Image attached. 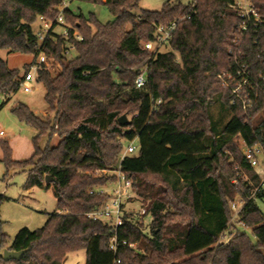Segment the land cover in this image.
<instances>
[{
	"label": "trees",
	"instance_id": "1",
	"mask_svg": "<svg viewBox=\"0 0 264 264\" xmlns=\"http://www.w3.org/2000/svg\"><path fill=\"white\" fill-rule=\"evenodd\" d=\"M79 1L106 7L112 20L101 24L67 8L62 15L69 40L53 24L40 43L32 26L39 18L54 22L60 0H0V51L45 55L36 81L52 115L37 117L22 104L14 107L17 121L36 131L32 154L15 161L8 143L1 142L0 162L7 171H26L25 190L52 186L57 211L43 227L18 231L7 248L1 235L0 250L27 252L9 262L0 255V264H62L79 251L85 252V264H264V215L257 203H248L239 217L254 242L240 233L217 245L231 217L229 202L245 191L231 184L235 168L256 184L234 140L264 147V81L258 77H264V0H250L260 22L244 32L233 0L188 5L169 0L159 11L140 9L141 0ZM171 23L175 28L165 51L144 50L156 28ZM73 31L80 41L71 38ZM69 48L76 56L66 60ZM237 65L258 84L246 111L231 105L229 91L217 79ZM142 72L146 83L136 89ZM23 75L0 58V95H15ZM215 104L230 113L219 131L210 114ZM123 116L126 122L119 124ZM54 137L58 141L51 147ZM133 141L137 153L121 159L123 144ZM117 169L131 182L134 197L146 202L141 219L149 215L151 222L144 234L139 220L124 215L112 251L110 224L86 215L109 200L89 192L116 179L94 173ZM45 177L53 182L45 184ZM5 200L0 195V206Z\"/></svg>",
	"mask_w": 264,
	"mask_h": 264
},
{
	"label": "rangeland",
	"instance_id": "2",
	"mask_svg": "<svg viewBox=\"0 0 264 264\" xmlns=\"http://www.w3.org/2000/svg\"><path fill=\"white\" fill-rule=\"evenodd\" d=\"M167 1L169 0H141L139 8L146 11H159L162 5ZM193 1L194 0H179L183 5L191 4ZM235 1L241 2L242 0ZM67 8L75 13H81L84 18H89L90 15H93L101 24H105L112 20V16L107 8L101 5H92L79 0H73L68 3ZM40 29L41 23L37 21L32 26V31L37 34L40 32ZM63 29V27L57 28V31L62 33ZM160 51H165V48H161ZM69 52L66 60L74 59L76 53L73 50H69ZM0 58L6 63L9 70L18 71L20 76L23 75L36 60L32 55L10 54L7 51H0ZM47 70L50 71L51 75L57 74V68L55 66H48ZM31 73L33 75V80L31 82L32 91L23 92L19 89L18 92L9 99L0 95V143H8L11 149V158L15 161H24L30 157L32 154L31 140L36 135V131L18 122L11 114V110L18 104H22L37 117L52 116L48 113L44 101L45 89L36 81V73L33 71ZM3 104L5 105L2 107ZM210 114L215 123V130L217 131L220 130L222 124L230 117V113H225L220 110L217 104L210 108ZM57 141L58 139L54 137L49 145L53 147L57 144ZM234 143L240 151V139H235ZM45 144L46 140H42L40 147H44ZM126 146L127 144L124 143L123 150ZM1 158L2 151L0 149V160ZM100 175L110 176L112 173L108 172L105 175L101 172L94 173V176ZM26 177V171H7L4 164L0 162V195L6 199L0 206V237L1 235L5 236L6 248L18 231L21 229H28L29 231L37 230L44 226L49 215L57 212L53 187H33L25 190L24 184ZM111 188L112 184L106 185L104 190L109 192ZM131 198L132 199L127 200L123 206L126 212L125 215L132 216L136 220H139L143 226V233L148 234L151 217L147 215L141 219L142 216H138L141 211L145 210L146 202L135 198L133 193ZM257 207L262 215H264V199L257 202ZM244 233L253 243L254 238L250 230H245ZM6 248L0 250V255H2ZM62 264H85V252L79 251L68 254Z\"/></svg>",
	"mask_w": 264,
	"mask_h": 264
},
{
	"label": "built area",
	"instance_id": "3",
	"mask_svg": "<svg viewBox=\"0 0 264 264\" xmlns=\"http://www.w3.org/2000/svg\"><path fill=\"white\" fill-rule=\"evenodd\" d=\"M72 0H60L59 14L57 15L54 22H48L43 18H39L41 23L40 32L37 34L38 40L41 43L44 40L46 34L52 30L53 24H56L57 28H64L62 33H59L57 29L56 33L62 36L66 41L69 40V30L65 27V21L62 12L67 9L68 3ZM234 1L232 10L237 13L241 22L238 25L240 32H244L248 29L250 25L256 26L260 22L259 15L254 9L250 0H242L241 2ZM105 2V0H102ZM175 28V23H171L167 27L159 26L156 28L154 33V41L143 44L144 50L150 53H156L164 48L171 38V33ZM71 38L74 41H80L81 37L76 31H73ZM69 48L64 52V57L66 58L70 53ZM46 63V57L43 53L37 55L36 60L29 69L25 72L22 77V81L19 88L23 92L32 91L31 82L33 80L32 71L37 73L40 70L41 65ZM259 79L264 81V77L258 75ZM221 86L227 89L231 95V105H237L241 111H246L252 105V97L258 88L257 82L253 79L252 73L244 66L237 65L234 71H228L221 73L217 76ZM146 83L145 74L142 72L136 77L134 81V86L136 89H141ZM159 103V101L157 102ZM137 145L135 141L128 143L124 148L121 155V159L125 156H132L137 153ZM240 154L244 163L247 167L253 171L256 176V184L250 176L243 170H237L236 179L231 182L235 187H242L245 191L237 195L235 199L229 202V210L231 217L228 223V227L223 231L217 239V245H227L234 236L244 233L245 230H249L245 227L244 223L239 219L240 213L247 206L248 203H257L259 201L258 196L264 193V147L258 145L247 146L244 141L240 140ZM104 175L107 171H101ZM115 176V182L112 184V188L109 192L105 191L104 187L97 188L90 191L89 194H99L108 195L109 200L104 203L99 209L90 212L86 217L92 221H100L109 223L113 229V237L110 239V250L114 251L116 248V230L122 224L123 216L125 215L124 204L127 200L132 199L131 195V183L123 175L119 173V170L111 172ZM247 190V191H246ZM144 211H141L138 216H143ZM245 234V233H244ZM122 245H127L122 242ZM131 249H135V245H127ZM115 264H119L116 261Z\"/></svg>",
	"mask_w": 264,
	"mask_h": 264
},
{
	"label": "water",
	"instance_id": "4",
	"mask_svg": "<svg viewBox=\"0 0 264 264\" xmlns=\"http://www.w3.org/2000/svg\"><path fill=\"white\" fill-rule=\"evenodd\" d=\"M123 122H126V118L123 116L120 120H119V124H122ZM45 184L48 183H52L53 180L49 177H45L44 179ZM27 252V250L25 251H20V252H13V251H9V250H4L2 253V260L4 262H9V261H18L22 258V256Z\"/></svg>",
	"mask_w": 264,
	"mask_h": 264
},
{
	"label": "crops",
	"instance_id": "5",
	"mask_svg": "<svg viewBox=\"0 0 264 264\" xmlns=\"http://www.w3.org/2000/svg\"><path fill=\"white\" fill-rule=\"evenodd\" d=\"M31 156V155H30Z\"/></svg>",
	"mask_w": 264,
	"mask_h": 264
}]
</instances>
